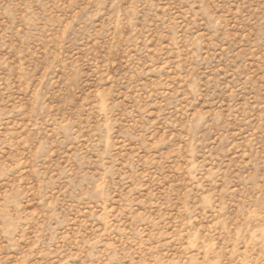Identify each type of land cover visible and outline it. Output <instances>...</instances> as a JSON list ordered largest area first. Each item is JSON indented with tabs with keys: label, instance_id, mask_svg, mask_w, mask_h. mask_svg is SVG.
Instances as JSON below:
<instances>
[{
	"label": "rangeland",
	"instance_id": "1",
	"mask_svg": "<svg viewBox=\"0 0 264 264\" xmlns=\"http://www.w3.org/2000/svg\"><path fill=\"white\" fill-rule=\"evenodd\" d=\"M0 264H264V0H0Z\"/></svg>",
	"mask_w": 264,
	"mask_h": 264
}]
</instances>
